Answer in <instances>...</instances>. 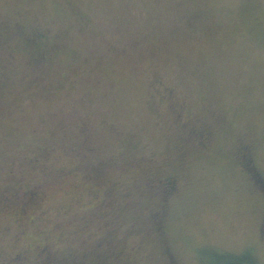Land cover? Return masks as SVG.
<instances>
[{"label": "rangeland", "instance_id": "rangeland-1", "mask_svg": "<svg viewBox=\"0 0 264 264\" xmlns=\"http://www.w3.org/2000/svg\"><path fill=\"white\" fill-rule=\"evenodd\" d=\"M3 22L58 53L0 68V264H264V0H0Z\"/></svg>", "mask_w": 264, "mask_h": 264}, {"label": "flooded vegetation", "instance_id": "flooded-vegetation-1", "mask_svg": "<svg viewBox=\"0 0 264 264\" xmlns=\"http://www.w3.org/2000/svg\"><path fill=\"white\" fill-rule=\"evenodd\" d=\"M3 23L4 25L0 26V52H1V49H3L2 51L3 53L1 52L3 57L0 56V68H4V67L6 68L5 63L11 61L12 58H14L15 53L19 51L17 48V46L19 45H21V47L24 48L23 50L26 53L30 54L31 61L33 63L36 62L37 64L44 63L48 60H51L52 57H54V52L55 54L58 53V46L54 45L52 47H49V45L45 42V36L43 33L38 34L37 30L33 31V33L23 32L22 30L17 31L16 29L13 28L14 26L12 27L10 24L6 22H3ZM16 24H19V23L15 22V25ZM17 43L19 44L17 45ZM45 53H46V56H44ZM1 76L5 77V75L3 74H0V78ZM182 121H183V112L178 113V122L185 123V121L183 122ZM198 135H199V139L201 140L202 145L208 148L207 146L211 143V138H212L211 130L205 129L202 132H200ZM238 156H242L244 158L246 157L247 158V159L245 158L246 163H243V164L248 165V161L251 156L248 148L246 149V147L243 146L241 150L239 151ZM260 175L261 174H258L257 176L254 175L257 177V180L255 181V183L260 184L261 186L264 187V178H262L261 177L262 175L261 176ZM157 180L159 179H156V180L151 179V182H150L151 185L160 183L163 188L165 189L167 188L168 192H172L173 190H176L178 182H179L178 176L174 174L166 176L160 179L159 181ZM27 199H29L30 201L21 203L20 208L24 207L25 205L28 206L27 203L33 202L35 200V193L30 192L28 194ZM18 255L24 257L23 253H20Z\"/></svg>", "mask_w": 264, "mask_h": 264}, {"label": "trees", "instance_id": "trees-1", "mask_svg": "<svg viewBox=\"0 0 264 264\" xmlns=\"http://www.w3.org/2000/svg\"><path fill=\"white\" fill-rule=\"evenodd\" d=\"M44 56H46V53ZM165 193L164 194L167 197L171 192H168V190H166ZM211 264H252V263L249 262V257L247 255H243L239 257L232 254L214 253L211 258Z\"/></svg>", "mask_w": 264, "mask_h": 264}]
</instances>
